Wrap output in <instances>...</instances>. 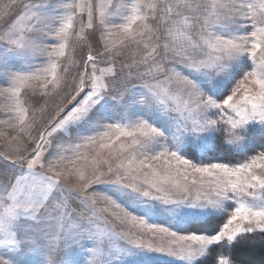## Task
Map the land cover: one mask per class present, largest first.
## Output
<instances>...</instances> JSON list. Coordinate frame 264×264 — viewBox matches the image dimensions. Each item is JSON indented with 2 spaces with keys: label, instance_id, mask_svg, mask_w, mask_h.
I'll return each mask as SVG.
<instances>
[{
  "label": "snow or ice",
  "instance_id": "obj_1",
  "mask_svg": "<svg viewBox=\"0 0 264 264\" xmlns=\"http://www.w3.org/2000/svg\"><path fill=\"white\" fill-rule=\"evenodd\" d=\"M37 5L30 0H11L0 14V44L11 50L43 52L49 58L47 66L15 73L10 85H0V95L5 101H15V110L20 113L18 119L22 125L20 133L9 145L10 151L0 154V160L17 166L15 172L0 167V233L6 237L0 240V244H16L14 229L26 217L38 221L35 227H42L44 235L50 237L55 233L58 236V242L51 243L53 249L61 247L64 241L72 237L91 235L96 238L93 218L99 215L95 210L98 198L95 194L86 193L93 183L102 182L104 176L114 177L107 180L109 182L143 191L145 195L165 201L190 199L218 204L231 200L235 203L216 234H180L163 225L148 224L143 217L132 215L111 197L104 196V201L116 210L112 213L114 217L119 220L130 218L140 228L146 227L152 237L158 236L162 241L154 246L127 237L134 245L180 257H194L212 243L231 242L243 233H264V205L257 206L251 202L264 200V151L236 164H197L176 151H150L148 145L164 134L147 120L107 124L103 131L80 137L77 142L55 143L59 134L67 131L70 123L87 115L103 95L117 88L122 94L133 84L147 89L151 100L191 120L193 125L198 126L197 130L220 125L230 140L238 138L236 131L248 121H264V0H228L227 3L211 6L204 0H175V3L165 0L162 8L152 3L144 6L133 4L131 15H124L127 9L118 0L107 7L101 3L98 6L100 28L82 42L84 56L74 76L69 80L65 75L62 95L57 97L47 113L34 112L30 123H26L27 111L19 104L21 90L25 89V94L35 99L40 86H55L57 80L61 79L58 73L68 72L58 65V61L65 55L68 33L73 28L74 19L86 13L91 27L94 14H97L95 0L66 2L63 5L64 14L55 18L38 11ZM108 7L113 9L111 15L123 16L126 23L110 21ZM142 7H147L149 14L141 15ZM185 13L191 14V24ZM161 15L166 17L163 24ZM238 19L252 25V30L232 36H225L219 31L228 22ZM53 20L59 23H53ZM149 20L157 25L156 30L137 32L133 29L138 21L147 24ZM107 25L123 37L119 47L101 43L100 37L108 30ZM190 29L193 30L192 35L197 37L195 42L188 35ZM157 31L161 35L158 36ZM42 34L55 37L59 43L44 44L40 39ZM181 36L183 40L176 39ZM145 37L149 38V45L143 44ZM161 40L163 43L159 42ZM240 53H248L257 67L248 71L231 93L220 101L207 95L190 76L167 67L174 64L209 71L221 67ZM99 63L111 65L107 69L106 80L97 75ZM177 99L181 103H173ZM209 109H218V118H207ZM5 114L11 119V111ZM25 129H30L26 135ZM65 145L74 147L69 149ZM86 150L95 153L90 174L87 178L82 177L77 187H71L65 183L66 169L60 165L73 157L76 161H85L87 158L83 152ZM161 166L168 174L161 176L158 170ZM76 167L78 165L73 163V168ZM177 176L182 178L183 183L175 179ZM125 180L127 182H123ZM173 189L179 193L176 199L172 198ZM74 193L78 194L81 202L77 208H83L80 213L71 207L77 200ZM40 234L34 233L33 238L39 239ZM98 255L97 251L91 257L93 264H97ZM0 264L10 262L0 256ZM217 264H234V261L221 254Z\"/></svg>",
  "mask_w": 264,
  "mask_h": 264
},
{
  "label": "rangeland",
  "instance_id": "obj_2",
  "mask_svg": "<svg viewBox=\"0 0 264 264\" xmlns=\"http://www.w3.org/2000/svg\"><path fill=\"white\" fill-rule=\"evenodd\" d=\"M30 2L38 4L37 10L44 15L55 18L64 14L65 8L63 5L66 2H72V0H30ZM76 2H80V0H76ZM116 2L117 0H95L97 14H94L91 27H89V19L86 13L83 16L78 15L74 19L73 28L68 33L65 55L60 57L58 61V65H62L68 72L67 74L58 73L61 79L57 80L55 86L51 84L47 88L40 86L35 93V99L26 95L25 89L21 90L19 104L21 108L27 111L26 123H30L34 112L47 113L54 106L57 97L62 95L65 75L67 79L71 80L81 63V57L84 56V53L81 51L82 42L88 39L90 33L100 28L98 6L103 3L107 7ZM118 2L123 4L127 9L124 15H131L133 4L144 6L152 3L162 8L165 0H118ZM167 2L175 3V0H167ZM204 2L211 6L212 4L227 3L228 0H204ZM9 3H11V0H0V14L5 10L4 6ZM112 11L113 9L108 7V12L110 13L108 19L110 21L121 24L126 23L123 20V16L117 14L111 15ZM209 11H211V7H209ZM140 14H149L147 7H142ZM185 15L189 16V24H191V14L185 13ZM165 19L166 17L163 15L160 16L161 24H163ZM53 23L58 24L59 21L53 20ZM105 27L108 30L104 31L101 35V43L108 44L110 47L113 45L119 47L123 41V37L116 30L111 29L110 25ZM156 28L157 25L153 24L151 20L147 24L143 21H138L136 25H133V29L137 32L156 30ZM251 30L252 25L242 19L228 22L219 29L225 36L242 35ZM192 31L190 29L188 35L195 42L197 37L192 35ZM156 34L158 36L161 35L159 31ZM149 36H151V31H149ZM40 39L47 45L59 43L55 37L47 34L40 35ZM176 39L183 40L184 37H176ZM159 42L163 43L162 40ZM143 44L149 45L148 37L143 39ZM48 59L43 52H25L20 49L11 50L6 45L0 44V85H10L15 73H26L39 67L43 68L47 66ZM110 67L111 65L107 63H99L97 75L102 80H106L107 69ZM153 67L155 68V66ZM167 67L169 69L174 68L177 73L190 76L201 90L217 101H220L231 93L236 83L248 71H252L257 67V63L248 53H240L228 59L221 67L209 71L194 70L174 64H168ZM48 79L50 80L51 76ZM173 103L179 104L181 101L177 99ZM8 111L12 113L11 119L5 114ZM218 114V109H209L206 117L216 119L218 118ZM19 115L20 113L15 110V101H5L4 97L0 95V154H6L10 151L9 145L12 143L13 138L17 137L20 133L22 125L18 119ZM139 120H147L164 134L161 137L155 138L148 145L150 151L158 152L164 149L176 151L182 157L197 164L211 162L236 164L244 162L258 152L264 151V121L255 119L248 121L236 131L235 135L238 138L230 140L228 133L220 125L208 126L203 130H197L198 126L193 125L191 120L185 119L181 114L172 111L155 100H151L150 93L139 84L129 86L127 91L122 94L119 88H117L103 95L87 115L70 123L67 131H62L55 143L67 144L77 142L80 137L95 135L103 131L107 124H130ZM29 130L25 129L24 134L26 135ZM32 134L35 135V132ZM217 144L220 147L219 156L221 160H194V155H190L189 157L185 153L186 148L190 147L198 155H202L209 153ZM65 147L72 149L74 146L65 145ZM224 147L232 150H241V152H244V155L241 157L228 155V151ZM83 155L87 158L85 161H76L73 157L72 160L60 165L62 169H66L65 183L71 187H77L81 178H87L90 174V165L95 153L92 150H86L83 152ZM73 163H76L78 167L74 169ZM133 166L136 167L135 164ZM0 167H6L12 172L17 171L16 165L5 160H0ZM158 170L161 176L168 174L163 166ZM102 171H106V169H102ZM101 179L102 182L93 183L86 193L88 195L95 194L98 198L95 210L99 215L93 218L95 220L94 230L96 238L91 235L72 237L64 241L61 247L53 249L51 243L58 242V236L55 233L50 237L44 235L42 227H35L39 222L26 217L14 229L16 232V244H0V256L6 258L10 264H49L50 260L51 264H93L91 257L96 255L98 251L97 264H202L206 260L209 261L211 250L215 246L219 248L218 257L221 254L228 256L224 250L225 246L237 241L238 238L246 234H250H240L231 242L220 241L207 245L194 257H180L175 254L134 245L128 241L127 237H134L144 243H152L154 246L159 245L162 241L158 236L152 237L151 232L146 227L140 228L130 218L119 220L114 217L112 213L116 210L104 201V196L111 197L122 208L132 213V215L143 217L148 224L163 225L180 234H187L189 232L207 235L216 234L226 221L227 216L230 215L231 209L235 207V203L231 200H223L218 204L194 202L190 199L184 201H165L153 195H145L143 191L107 181L114 179V177L104 176ZM175 179L183 183L181 177L177 176ZM172 192V198H178L179 193H176L174 189ZM73 195L77 200L71 207L74 211L80 213L83 211V208H77V205L81 203L79 196L75 193ZM251 202L257 206L264 205V200L261 199L252 200ZM0 212H2V209H0ZM87 214L91 215V213ZM216 218H218V221H215ZM37 232L41 233L39 239H34L33 234ZM5 238L4 233H0V240ZM218 257L215 264H217Z\"/></svg>",
  "mask_w": 264,
  "mask_h": 264
},
{
  "label": "trees",
  "instance_id": "obj_3",
  "mask_svg": "<svg viewBox=\"0 0 264 264\" xmlns=\"http://www.w3.org/2000/svg\"><path fill=\"white\" fill-rule=\"evenodd\" d=\"M214 148V149H213ZM209 153L200 154L190 147L186 148V155L190 157L193 156V159H203V161H209L211 159H220V147L219 145H215ZM225 148V147H224ZM227 149V148H225ZM226 151L228 155L231 156H243L244 152L241 150H232L227 149ZM218 154V155H217ZM215 155H217L215 157ZM192 158V157H191ZM218 221V218L215 219ZM224 250L234 261V264H264V233H253L246 234L241 238H238L237 241L232 242L225 246ZM219 255V248L215 246L213 250H211L209 261H204L202 264H215L216 258ZM213 257V258H211ZM177 264V263H170Z\"/></svg>",
  "mask_w": 264,
  "mask_h": 264
}]
</instances>
